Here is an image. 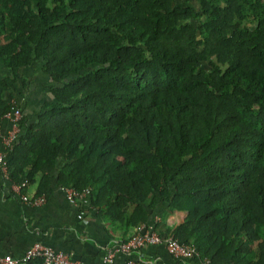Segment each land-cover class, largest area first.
Listing matches in <instances>:
<instances>
[{"label":"trees","instance_id":"1","mask_svg":"<svg viewBox=\"0 0 264 264\" xmlns=\"http://www.w3.org/2000/svg\"><path fill=\"white\" fill-rule=\"evenodd\" d=\"M197 1L0 0V60L51 83L19 121L10 180L86 190L125 229L165 203L187 215L163 236L211 264H264V0Z\"/></svg>","mask_w":264,"mask_h":264},{"label":"crops","instance_id":"2","mask_svg":"<svg viewBox=\"0 0 264 264\" xmlns=\"http://www.w3.org/2000/svg\"><path fill=\"white\" fill-rule=\"evenodd\" d=\"M16 74V89L3 92V98L12 107H18L27 122L34 121L50 99L51 83L39 66L19 67L14 73L0 60V78ZM4 135L13 129L10 120H2ZM0 139V152L4 150ZM54 194L43 205L30 207L19 199L12 183L0 175V254L21 256L33 242L40 241L52 248L70 253L86 264H98L104 249L114 240L128 237L135 228L125 229L121 224L100 220L96 211L77 202H69L52 180ZM36 184L27 185L28 194H35ZM186 212L166 213L161 203L151 214L148 223L159 232L171 234L184 221ZM87 218L89 220H87ZM121 222V219L118 220ZM142 256L152 264H191L170 256L162 246H146ZM118 256L115 264H123Z\"/></svg>","mask_w":264,"mask_h":264},{"label":"built area","instance_id":"3","mask_svg":"<svg viewBox=\"0 0 264 264\" xmlns=\"http://www.w3.org/2000/svg\"><path fill=\"white\" fill-rule=\"evenodd\" d=\"M22 113L18 107L12 109L0 117V139L4 143V150L0 152V175L3 179L12 183L13 189L18 193L20 201L30 207L43 205L46 202L44 195L28 194L25 184H15L10 180L9 167L6 160L7 150L10 149L18 139V124ZM10 120L13 129L4 135L1 128L2 120ZM69 202H77L88 209H94L90 204L89 193L86 190L76 191L69 187H59ZM87 220H89L87 218ZM146 246H162L173 258L200 259L202 264H211L206 257H201L200 252L194 244L180 241L172 235L163 236L153 224H142L138 226L128 237L114 240L107 246L98 264H115L118 256H123V264H152L151 261L142 256L141 251ZM40 260L41 264H86L83 260L73 257L70 253L56 250L40 241L33 242L19 257L11 254H0V264H28L33 260Z\"/></svg>","mask_w":264,"mask_h":264},{"label":"rangeland","instance_id":"4","mask_svg":"<svg viewBox=\"0 0 264 264\" xmlns=\"http://www.w3.org/2000/svg\"><path fill=\"white\" fill-rule=\"evenodd\" d=\"M174 3L176 5L191 6V7H194L196 9L199 8V3L197 0H174ZM193 22L196 23V20H194ZM91 67H94V66H91ZM204 68H208V66L205 65ZM34 184H31V185H34ZM57 189L59 190V186H57Z\"/></svg>","mask_w":264,"mask_h":264}]
</instances>
